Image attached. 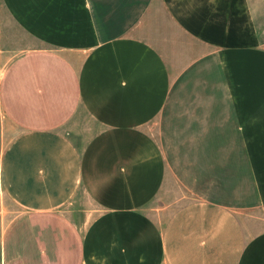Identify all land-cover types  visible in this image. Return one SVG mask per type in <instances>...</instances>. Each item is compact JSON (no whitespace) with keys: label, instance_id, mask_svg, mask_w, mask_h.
<instances>
[{"label":"crops","instance_id":"0c3cea01","mask_svg":"<svg viewBox=\"0 0 264 264\" xmlns=\"http://www.w3.org/2000/svg\"><path fill=\"white\" fill-rule=\"evenodd\" d=\"M0 264H264V0H0Z\"/></svg>","mask_w":264,"mask_h":264}]
</instances>
